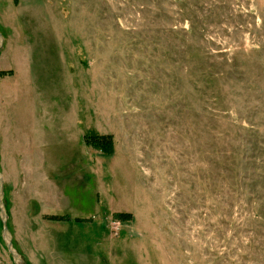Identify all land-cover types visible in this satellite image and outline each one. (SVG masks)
Instances as JSON below:
<instances>
[{"label": "rangeland", "instance_id": "1", "mask_svg": "<svg viewBox=\"0 0 264 264\" xmlns=\"http://www.w3.org/2000/svg\"><path fill=\"white\" fill-rule=\"evenodd\" d=\"M0 31L22 255L29 226L62 228L43 210L88 218L63 228L93 232L94 264H264V0H0Z\"/></svg>", "mask_w": 264, "mask_h": 264}, {"label": "crops", "instance_id": "2", "mask_svg": "<svg viewBox=\"0 0 264 264\" xmlns=\"http://www.w3.org/2000/svg\"><path fill=\"white\" fill-rule=\"evenodd\" d=\"M85 143V141H84ZM26 187V186H24ZM68 191L63 190L62 194H67ZM25 203L29 206L33 204L35 201V196H32L26 193ZM45 203V202H43ZM39 204V202H38ZM29 211L32 208L28 209ZM40 212V211H39ZM44 215H66L70 216V218H77V216L67 213H47L41 210ZM38 214V215H37ZM43 215V223L44 226L47 224H56L62 225L61 229H57L56 231L47 230L45 228H33L28 227V236L35 237L34 240L30 241V244H25L20 242V246L25 258L29 261L30 264H94L91 261V255L93 251L92 241L88 240V236L93 237V232L88 231L84 232L77 228H63L65 225H69L71 220L69 221H50L45 218ZM26 219L30 221H34L35 217H40L39 213L35 212H26ZM39 218V219H40ZM72 218V219H73ZM83 219H88L85 217H79ZM73 223H77L74 221ZM43 225V224H42ZM83 235V237L81 236ZM82 238V239H81ZM91 245V246H90Z\"/></svg>", "mask_w": 264, "mask_h": 264}, {"label": "water", "instance_id": "3", "mask_svg": "<svg viewBox=\"0 0 264 264\" xmlns=\"http://www.w3.org/2000/svg\"><path fill=\"white\" fill-rule=\"evenodd\" d=\"M4 45V37L0 31V51ZM9 214L4 202V177L0 169V219L3 225V238L7 244L8 250L12 256V259L15 264H27L23 255L17 250L14 245V237L8 226Z\"/></svg>", "mask_w": 264, "mask_h": 264}, {"label": "trees", "instance_id": "4", "mask_svg": "<svg viewBox=\"0 0 264 264\" xmlns=\"http://www.w3.org/2000/svg\"><path fill=\"white\" fill-rule=\"evenodd\" d=\"M85 141L87 144H106L107 148H109V150L107 151V153H110L113 147V137L111 134H101V135H91V136H86L85 135ZM117 217L121 218L122 220H127L130 219L132 216L130 213L127 212H117L115 214ZM46 219H49L51 221H69L71 220L70 216H66V215H57V214H51V215H46L45 216ZM76 222H85L88 221L86 219L83 218H79L77 217L75 219Z\"/></svg>", "mask_w": 264, "mask_h": 264}]
</instances>
